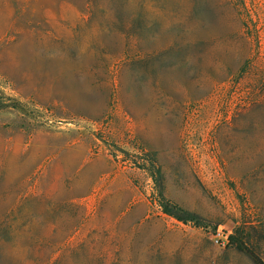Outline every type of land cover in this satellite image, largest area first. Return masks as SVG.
Here are the masks:
<instances>
[{"label":"rangeland","instance_id":"rangeland-1","mask_svg":"<svg viewBox=\"0 0 264 264\" xmlns=\"http://www.w3.org/2000/svg\"><path fill=\"white\" fill-rule=\"evenodd\" d=\"M0 83L28 106L0 110V264H264V0H0ZM89 136L115 166L83 199L58 157Z\"/></svg>","mask_w":264,"mask_h":264},{"label":"crops","instance_id":"crops-1","mask_svg":"<svg viewBox=\"0 0 264 264\" xmlns=\"http://www.w3.org/2000/svg\"><path fill=\"white\" fill-rule=\"evenodd\" d=\"M96 140L94 141L92 136L83 139L72 138L67 143L66 151L58 157L59 161L65 164L62 168L69 171H78L76 175L88 179L81 189L76 184L72 187L73 193L85 195L83 199L90 198L98 193L99 187L103 186L105 178L110 179V169L115 166L108 151L102 148L98 139ZM95 145H100L99 151L96 153L93 151ZM69 176H73V174H69ZM98 177L100 178L99 182L96 180ZM109 179L108 182H110ZM107 194L109 200L116 199L122 204L120 208L127 210L131 208L130 215L132 218L140 221L148 218L150 214L148 195L143 194L136 186L135 178L130 175V171L119 169V172L114 173Z\"/></svg>","mask_w":264,"mask_h":264},{"label":"trees","instance_id":"trees-1","mask_svg":"<svg viewBox=\"0 0 264 264\" xmlns=\"http://www.w3.org/2000/svg\"><path fill=\"white\" fill-rule=\"evenodd\" d=\"M6 108H13L18 110L19 112L26 114L28 111V106L24 103H22L21 101H19L18 99L14 98V97H10L7 96L3 90H2V85L0 83V110L6 109ZM163 210L167 215L170 216H174L176 219H178L179 221H192V222H196L193 220H190L189 218H192L191 215L188 216H180L179 214L175 213L173 209L170 208V206H168L167 204L163 205ZM187 217V218H186ZM230 242L232 244H236L237 248L240 251H245L246 246H245V242L243 240V233L241 231H237L236 235H232L230 237Z\"/></svg>","mask_w":264,"mask_h":264},{"label":"built area","instance_id":"built-area-1","mask_svg":"<svg viewBox=\"0 0 264 264\" xmlns=\"http://www.w3.org/2000/svg\"><path fill=\"white\" fill-rule=\"evenodd\" d=\"M216 243L218 244V245H224V243H222V241L218 238V239H216Z\"/></svg>","mask_w":264,"mask_h":264}]
</instances>
